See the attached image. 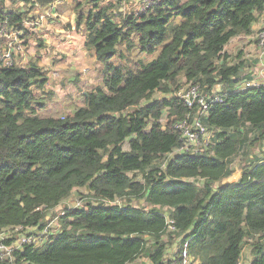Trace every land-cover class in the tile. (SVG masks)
Listing matches in <instances>:
<instances>
[{"label":"trees","instance_id":"obj_1","mask_svg":"<svg viewBox=\"0 0 264 264\" xmlns=\"http://www.w3.org/2000/svg\"><path fill=\"white\" fill-rule=\"evenodd\" d=\"M14 1L30 9L0 6V17L24 27L43 0ZM88 1L95 9L81 12L77 25L102 64L104 84L86 93L84 106L43 116L45 98L35 90L48 82L47 72L37 64L0 69V232L41 231L48 211L73 191L85 188L89 198L86 207L61 213L60 231L44 244L16 251L15 263L130 264L146 255L163 264L177 236L189 241L191 264H240L245 246L250 264H264V157L256 156L237 181L223 182L244 129L264 140V84L238 86L240 66L218 64L233 38L252 32L264 0H157L132 13ZM120 47L153 58L126 67L115 61L125 57ZM181 77L208 92L224 84V101L212 103L203 119L215 135L200 154H172L182 145L175 124L190 111L175 95ZM156 92L164 96L153 98ZM136 198L150 207L134 205ZM161 208L176 228L167 242Z\"/></svg>","mask_w":264,"mask_h":264},{"label":"rangeland","instance_id":"obj_2","mask_svg":"<svg viewBox=\"0 0 264 264\" xmlns=\"http://www.w3.org/2000/svg\"><path fill=\"white\" fill-rule=\"evenodd\" d=\"M59 1V3H57ZM107 3H112L116 9H120V11H130L137 12L141 11V0H102L100 2V6H103ZM0 6H4L5 9H15L18 12L27 11L30 9V5H26L24 2L21 1H14V0H5L3 3L0 2ZM95 9L94 3L88 0H43L40 4H36L33 9L30 11L29 14L41 16L44 15L47 18V22H54V23H61L66 25L67 29H71L73 33L76 34V38L78 40L83 35L85 38V27L78 26V16L80 13H86L87 11ZM120 16L116 18V20L120 21ZM42 20V19H40ZM35 22V21H34ZM74 26V28H73ZM264 26V12L261 13L258 17V21L256 22L255 27L253 28L250 34H243L233 38L226 46V60H219L218 64H222L226 62L229 65H239V71L237 75L233 77L235 83L241 82L242 85L249 82V81H256L259 82L260 85L264 84V58H260L259 52V45H258V32ZM36 34L35 36H37ZM34 36V37H35ZM24 50L23 53L19 54L18 60H24V64L28 66L29 64H37L33 60H67V54L65 59L64 57H58L53 53V50L49 47V43L44 42L41 38H34V40L30 37V30L29 33L25 36L24 41ZM75 48L78 50V53H82L83 55H79L78 57L74 58L73 60H94L92 56L94 55L93 51H86L84 46L79 44H75ZM120 49L124 50V58H119V55L116 57L115 61L117 64H121L126 67H130L135 69L138 66V62L141 59L146 61L153 58V56L147 55L146 53H142L139 50L135 49L133 51H126L123 47ZM27 60V61H25ZM97 60V59H96ZM98 61V60H97ZM34 62V63H33ZM39 63V61H37ZM99 62V61H98ZM97 62V63H98ZM96 63V64H97ZM40 67L48 72L47 67L49 65L45 63H39ZM101 65L102 70V64ZM38 65V64H37ZM81 66V64L79 65ZM91 68H95L94 64L89 63L88 66L82 68V73H73V80H69V76L62 77V73L56 71L57 76L50 80L49 86L47 84L44 86L43 89L35 90V93L39 97L45 98L44 101L46 102L47 108L43 111V114H49L50 112L56 110L57 114L61 117L64 115L70 114V109L72 106L67 107L68 105H74L75 107H82L85 105V95L83 91L90 92L92 90L93 84L95 82L90 83L87 80L92 78V75L89 74ZM96 69V68H95ZM86 80L84 81L83 78ZM48 76V75H47ZM100 77H103V71L100 72ZM103 84V80H102ZM188 83L186 80L181 77L180 86L186 87ZM178 90V89H177ZM206 91L205 89H203ZM224 91V84H218L212 91H206L210 94L222 92ZM164 94L161 92H156L153 98H161ZM67 102H71L67 105ZM41 113V112H40ZM166 115L162 122L164 123L166 120ZM245 136L244 142L240 145L238 152L232 157L231 159V168L233 173L230 177L226 178L227 180H231L232 182L237 181L243 170L249 165L251 161H255L257 159L256 156H259L260 159L264 157V140L258 141L255 140L254 132L249 131L248 127L244 129ZM213 135H215V130L210 129L209 134L207 135L208 140L213 142ZM124 148L127 150L129 148L128 144H125ZM205 150L209 147L204 146ZM139 176V180H140ZM199 184H201V179H191ZM226 180V182H227ZM217 187L218 184H215ZM87 190L85 188H81L78 190L73 191L71 196L64 200L60 205L48 211L47 215V225H49V237L56 235L60 231L61 222L59 220V216L61 213L70 207H86L89 198L87 197ZM125 199H118L115 204L125 205ZM109 204V203H108ZM133 204L141 207V208H149L150 206L147 205L144 199L136 198L133 200ZM161 211L166 215L169 216V209L168 208H161ZM33 226H27L26 228H21L20 230L15 232V238L20 237L21 232H39L40 230ZM172 231H168L166 236L163 238L164 242H167L168 237ZM11 236V234H9ZM173 241L169 243L168 249L164 255L165 261L174 255H178V250L180 247V240L177 236H173ZM147 244L150 245L153 242V238L148 236ZM250 248L249 246H245L244 249ZM11 264V263H9ZM16 264V263H15ZM130 264H153L151 259L146 255L139 256L137 260Z\"/></svg>","mask_w":264,"mask_h":264},{"label":"built area","instance_id":"obj_3","mask_svg":"<svg viewBox=\"0 0 264 264\" xmlns=\"http://www.w3.org/2000/svg\"><path fill=\"white\" fill-rule=\"evenodd\" d=\"M157 0H141V10H146L156 3ZM59 3V1H57ZM43 15L39 16V20ZM30 17L24 20V27L13 24L6 18L0 17V69L20 65L18 55L23 53L25 31L34 25L35 18ZM258 45L260 58H264V26L258 32ZM57 76L56 71L52 73ZM260 85L256 81H249L242 85L243 88ZM176 97L183 100L190 111L184 119L178 121L175 126L181 133L182 145L172 154H200L204 152V146H208L210 141L207 135L210 128L204 123L203 119L208 116L212 103L224 101L218 94H210L203 90L198 83H188L186 87H181L175 92ZM214 136V135H213ZM225 179L223 182H226ZM227 182H232L227 180ZM117 201H115L116 203ZM168 219V230L175 231L173 220ZM23 227L15 229H4L0 232V259L11 264H15V252L21 250L25 245L40 246L49 238V225L39 232H21L20 237L15 238V232ZM36 230V227L34 228ZM37 231V230H36ZM11 234V236H9ZM193 261L189 252V241H180L178 255H174L164 261L163 264H191ZM240 264H244L243 260ZM245 264H250L247 262Z\"/></svg>","mask_w":264,"mask_h":264},{"label":"crops","instance_id":"obj_4","mask_svg":"<svg viewBox=\"0 0 264 264\" xmlns=\"http://www.w3.org/2000/svg\"><path fill=\"white\" fill-rule=\"evenodd\" d=\"M38 16H36V21L34 23V25L32 27L28 28V31L30 30V37L34 40V38H41L44 42L49 43V47L53 50V53L55 55H58V57H66L65 54H67V60H33L35 63H37L38 65H40L39 63H45L47 65H49V67H47V75H48V82L46 83L47 86H49L50 84V80H52L53 78H55L53 76V72L58 71L59 73H62V77L64 76H69V80H73V75L75 73H82V68L85 66H88L89 63L94 64V67L96 68H91V70L89 71V74L92 75V78L88 79L87 81L90 83L95 82V84H93L92 86V90L97 87V86H103L102 84V80L103 77H100V72L101 70V65L99 64V62L96 60V55L95 52L93 50H88L85 48L84 46V42H85V38L82 35L80 37V39L78 40V38H76V34L73 33V31L71 29H67L66 25H63L61 23H54V22H47V18H45V16L43 15L42 20L37 19ZM74 28V26H73ZM36 34H38L37 36H35ZM35 36V37H34ZM79 44L80 47L81 45L84 46V49L87 51H93L94 55L92 56V58L94 60H73L74 58L78 57L80 54L83 55L82 53H78L77 49L75 48V44ZM20 65H23L25 62L24 60H18ZM27 61V60H25ZM39 61V63L37 62ZM33 62V63H34ZM98 62V63H97ZM97 63V64H96ZM81 64V66H79ZM30 65V64H29ZM26 66V65H23ZM74 73V74H73ZM81 78H83V75H81ZM84 79V78H83ZM84 81H86L84 79ZM259 83V82H258ZM242 83L240 82L238 86H241ZM84 95H86V92L83 91ZM71 102H67V105L70 104ZM48 106V105H47ZM47 106H45L44 108H42L40 110L41 115L43 116H47V117H60L57 114V111L54 110L52 112H50L49 114H43V111L47 108ZM72 106V108L70 109V114L74 113V111L79 108V107H75L74 105H68L67 107ZM250 248H248L247 250H244V254L242 256V260L243 263H247V262H251L252 260V255L250 254ZM138 259V258H137ZM136 259V260H137ZM134 262V261H133Z\"/></svg>","mask_w":264,"mask_h":264}]
</instances>
